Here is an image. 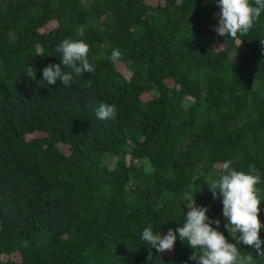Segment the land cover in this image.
Here are the masks:
<instances>
[{
    "label": "trees",
    "instance_id": "trees-1",
    "mask_svg": "<svg viewBox=\"0 0 264 264\" xmlns=\"http://www.w3.org/2000/svg\"><path fill=\"white\" fill-rule=\"evenodd\" d=\"M219 12L216 0H0V264H196L178 233L157 253L142 232L182 226L193 200L236 243L208 187L226 160L260 172L264 224V11L236 38L214 31ZM65 38L90 46L94 71L49 85ZM101 102L115 119L97 118Z\"/></svg>",
    "mask_w": 264,
    "mask_h": 264
},
{
    "label": "clouds",
    "instance_id": "clouds-1",
    "mask_svg": "<svg viewBox=\"0 0 264 264\" xmlns=\"http://www.w3.org/2000/svg\"><path fill=\"white\" fill-rule=\"evenodd\" d=\"M216 4L220 12L214 31L218 35L228 34L232 38H236L238 34L247 35L264 11V0H254V4L250 3V0H216ZM84 30L81 25L77 29V35L82 37ZM89 50L90 46L83 39L65 38L56 48V51L62 54V63L46 65L42 70L43 79L49 85H55L59 78L64 86H67L73 79V73L82 75L94 71V66L88 60ZM121 55L119 48H115L109 59L116 61ZM62 65L72 71H62ZM27 76L36 78V70L32 66L27 68ZM116 114L117 108L114 104L101 102L96 110V116L101 120L115 119ZM231 165V161H224L219 179L213 180L208 187L212 191L213 199L217 197V192L222 196V214L227 218L224 227L228 234L236 237V243L229 242L225 235L218 231L220 220L208 217V208L196 206L193 200L182 226L175 230L168 228L166 234L161 235L159 231L154 232L149 225L143 229L142 240L154 247L157 253L170 252L174 248L178 233L179 240L187 241V245L194 250L189 260L196 261V264H253L252 255L242 253L237 243L254 247L259 255H264V251H261L264 241H261L259 236L264 224L258 218L262 201L256 187L261 183L260 172L254 164L249 166L247 172L237 171ZM237 232L239 236L236 235Z\"/></svg>",
    "mask_w": 264,
    "mask_h": 264
},
{
    "label": "rangeland",
    "instance_id": "rangeland-1",
    "mask_svg": "<svg viewBox=\"0 0 264 264\" xmlns=\"http://www.w3.org/2000/svg\"><path fill=\"white\" fill-rule=\"evenodd\" d=\"M239 43H240V42L238 41V48L241 49L242 46H241V44H239Z\"/></svg>",
    "mask_w": 264,
    "mask_h": 264
}]
</instances>
